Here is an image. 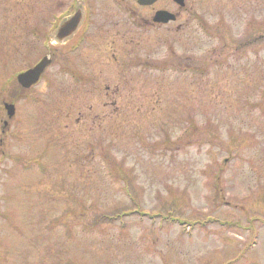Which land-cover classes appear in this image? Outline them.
<instances>
[{
    "label": "rangeland",
    "instance_id": "374dc122",
    "mask_svg": "<svg viewBox=\"0 0 264 264\" xmlns=\"http://www.w3.org/2000/svg\"><path fill=\"white\" fill-rule=\"evenodd\" d=\"M187 1L182 34L130 46L111 42L127 14L100 0L117 28L56 48L30 92L13 77L45 50L0 14V264H264V0ZM130 48L154 67L122 80ZM74 70L100 73L98 93Z\"/></svg>",
    "mask_w": 264,
    "mask_h": 264
},
{
    "label": "flooded vegetation",
    "instance_id": "af4514ba",
    "mask_svg": "<svg viewBox=\"0 0 264 264\" xmlns=\"http://www.w3.org/2000/svg\"><path fill=\"white\" fill-rule=\"evenodd\" d=\"M100 0H0V14L6 16L9 20V25H6L9 32H13L16 29L22 30V35H24V45H29L28 41L35 42L37 46L45 50V53L41 54L37 60L28 66L26 69L19 71L13 77L16 83L21 90L29 91L31 88L36 87L40 81L43 80L46 71L54 62V58L61 55L63 52H58L56 48H63L64 55H74L79 48L83 47V44L88 43H98L105 42L106 37L110 32L114 31L117 28L119 21H113V17H110L108 13H103L105 20H101L98 17L100 14V9L104 6L103 3L99 2ZM113 4L117 7L123 9L127 14L129 29L122 34L120 28H117L112 35L111 42L114 44L119 41L125 40V36L129 38L125 40L127 45L135 46V33L136 32H147L155 30L157 27H169L172 26L175 28L174 34L183 33L186 29V23L188 21V9H187V0H112ZM204 1V0H200ZM143 10L142 15H138L135 10ZM163 12L171 14L174 17L173 21L169 22H157L155 17L158 13ZM31 16L35 17L36 20L31 22ZM46 16L45 20L44 17ZM42 17V18H41ZM75 20L76 24H68L71 21ZM31 22V23H30ZM47 23V24H46ZM123 26V25H122ZM111 29V30H110ZM11 36V35H10ZM28 40V41H27ZM163 38L158 39V44H164ZM53 48V49H51ZM62 50V49H60ZM129 52V56H132L130 61L122 64L118 74L122 75V80L130 79V77H125V70H134L137 67H144L145 69L152 68L154 65L153 62L149 61H139L134 56L133 48ZM57 55V56H56ZM114 62L117 61L116 58L113 59ZM187 60V59H186ZM185 60V61H186ZM41 61L46 62L47 65L42 71L41 76L35 82V84L29 87H23L17 81L18 74L23 72H29L34 67L38 65ZM154 67V66H153ZM64 69V68H63ZM173 69L178 71L182 70L185 73H188L190 76L194 75V71L198 70L196 66H191V63L184 62V60L179 59L177 64H174ZM73 81L76 83H82V85L90 86V93H98V86L96 79L100 73L88 72L80 74L77 71L67 73ZM186 74L187 76H189ZM124 86V84H123ZM109 87L105 88V93H107ZM119 89L115 88L114 94H117ZM7 104V103H5ZM116 102L112 104L114 106ZM3 105V104H2ZM14 107V104L9 103ZM4 106V105H3ZM109 103L106 101L102 107H108ZM89 107H94L90 105ZM15 111H13V114ZM12 114V115H13ZM13 118V116L11 117ZM10 118V119H11ZM8 119V120H10ZM6 122H3L2 126H6Z\"/></svg>",
    "mask_w": 264,
    "mask_h": 264
},
{
    "label": "water",
    "instance_id": "95a60500",
    "mask_svg": "<svg viewBox=\"0 0 264 264\" xmlns=\"http://www.w3.org/2000/svg\"><path fill=\"white\" fill-rule=\"evenodd\" d=\"M183 0H181L182 2ZM155 21L157 22H169V21H173L174 20V17L170 14H167V13H163V12H160L156 15ZM72 23V24H71ZM68 24H71L73 25V28H74V25L76 24V21L73 20L71 21L70 23ZM47 65V61L44 62V61H41L40 63H38V65L36 67H34L32 70H29V72H24L22 74H18V77H17V81L20 85H22L23 87H29L33 84H35V82H37V80L39 79V77L41 76L42 74V71L44 70V68L46 67ZM4 110L6 111L7 113V116L9 118H11L12 114H13V111H14V107L11 106V105H5L4 106Z\"/></svg>",
    "mask_w": 264,
    "mask_h": 264
},
{
    "label": "trees",
    "instance_id": "16d2710c",
    "mask_svg": "<svg viewBox=\"0 0 264 264\" xmlns=\"http://www.w3.org/2000/svg\"><path fill=\"white\" fill-rule=\"evenodd\" d=\"M196 74V73H195Z\"/></svg>",
    "mask_w": 264,
    "mask_h": 264
}]
</instances>
